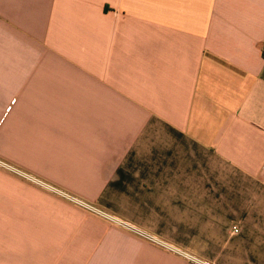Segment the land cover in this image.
<instances>
[{"label":"crops","instance_id":"obj_1","mask_svg":"<svg viewBox=\"0 0 264 264\" xmlns=\"http://www.w3.org/2000/svg\"><path fill=\"white\" fill-rule=\"evenodd\" d=\"M0 160L101 212L0 167V264H264V0H0Z\"/></svg>","mask_w":264,"mask_h":264},{"label":"built area","instance_id":"obj_2","mask_svg":"<svg viewBox=\"0 0 264 264\" xmlns=\"http://www.w3.org/2000/svg\"><path fill=\"white\" fill-rule=\"evenodd\" d=\"M0 167L10 171L11 173H13V174H15V175H17V176L29 181V182H31L33 184L39 185L42 188H44L46 190H49V191H51L54 194H57V195L65 198V199H67L69 201H72L73 203L77 204L80 207H83V208L91 210V211H93V209H96V208L92 207L90 204H88L87 202H85V201H83V200H81L79 198H76V197H74V196H72V195H70V194H68L66 192H63L59 188H57V187L45 182L44 180H41L39 178L34 177V176L26 173L25 171L8 164L7 162H4V161L0 160ZM95 213H97V212H95ZM110 219H112L115 222H118V220H116L115 218L110 217ZM120 223L122 224V222H120ZM239 231H240L239 228H237V227L234 228V232H239ZM196 262H197V264H211V263H208V262H205V261H202V260L196 261Z\"/></svg>","mask_w":264,"mask_h":264},{"label":"rangeland","instance_id":"obj_3","mask_svg":"<svg viewBox=\"0 0 264 264\" xmlns=\"http://www.w3.org/2000/svg\"><path fill=\"white\" fill-rule=\"evenodd\" d=\"M52 194H54V193H52ZM54 195H57V194H54ZM57 196H59V195H57ZM83 208V207H82ZM85 209V208H84ZM85 210H88V209H85ZM88 211H91V210H88ZM93 211L94 212H97V213H99V211L98 210H96V209H93ZM93 211H91V212H93ZM188 227H197V225H195V226H180V229H183V230H188ZM156 244H159V245H161L162 247H164V248H167V249H170V250H173V251H175V252H177L178 254H180V257H183V258H188V259H191V260H194L195 262L196 261H200V260H202V261H205V260H203L202 258H200V257H196V256H194V258H190V257H188V255L186 254V250L184 249V248H182V247H180V246H172L169 242H160V241H158V242H156ZM197 263V262H196Z\"/></svg>","mask_w":264,"mask_h":264}]
</instances>
